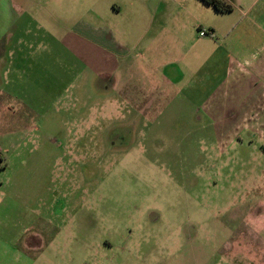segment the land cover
I'll list each match as a JSON object with an SVG mask.
<instances>
[{
	"label": "rangeland",
	"instance_id": "374dc122",
	"mask_svg": "<svg viewBox=\"0 0 264 264\" xmlns=\"http://www.w3.org/2000/svg\"><path fill=\"white\" fill-rule=\"evenodd\" d=\"M39 4L26 2L27 20L49 31L51 48L61 20L104 27L116 41L112 17L56 19L54 0ZM251 12L264 26V0ZM66 53L65 82L40 71L25 88L38 87L28 99L38 100L35 113L10 98L11 126L0 114V214L26 228L17 245L24 257L12 251L7 264H264L257 116L234 130L233 115L208 114L172 91L170 106L149 96L131 112L115 71L101 73L96 55ZM55 92L64 98L54 102Z\"/></svg>",
	"mask_w": 264,
	"mask_h": 264
},
{
	"label": "crops",
	"instance_id": "0c3cea01",
	"mask_svg": "<svg viewBox=\"0 0 264 264\" xmlns=\"http://www.w3.org/2000/svg\"><path fill=\"white\" fill-rule=\"evenodd\" d=\"M225 1L231 12H218L202 0H54L56 19L75 13L112 17L116 41L104 27L61 20L54 22L58 36L51 48L43 37L49 31L27 20L26 2L44 5L43 0H0V114L8 115L3 125L11 126L10 98L25 113L39 109L38 100L29 102L38 99V87L25 88L40 71L45 81L65 82L71 63L59 55L61 49L80 60L96 55L101 73L115 71L121 103L131 112L137 99L149 96L170 106L172 91L208 114L233 115L234 130L250 117L264 125L258 116L264 111V26L261 14L251 12L262 0ZM107 47H115L113 70H107ZM55 93L54 102L64 98ZM43 96L41 90L39 99ZM8 222L0 214V264H7L12 251L24 257L17 245L26 228Z\"/></svg>",
	"mask_w": 264,
	"mask_h": 264
},
{
	"label": "trees",
	"instance_id": "16d2710c",
	"mask_svg": "<svg viewBox=\"0 0 264 264\" xmlns=\"http://www.w3.org/2000/svg\"><path fill=\"white\" fill-rule=\"evenodd\" d=\"M204 3L211 5L218 12H231L233 10L232 6L225 0H202ZM2 159L0 158V172L5 168L1 165Z\"/></svg>",
	"mask_w": 264,
	"mask_h": 264
},
{
	"label": "built area",
	"instance_id": "2783aa9c",
	"mask_svg": "<svg viewBox=\"0 0 264 264\" xmlns=\"http://www.w3.org/2000/svg\"><path fill=\"white\" fill-rule=\"evenodd\" d=\"M201 36H205L206 34H205V32H201V34H200Z\"/></svg>",
	"mask_w": 264,
	"mask_h": 264
}]
</instances>
